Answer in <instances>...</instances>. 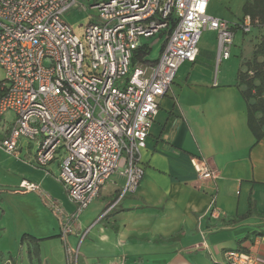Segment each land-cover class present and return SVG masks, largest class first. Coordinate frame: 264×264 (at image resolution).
Returning a JSON list of instances; mask_svg holds the SVG:
<instances>
[{
    "label": "crops",
    "instance_id": "crops-1",
    "mask_svg": "<svg viewBox=\"0 0 264 264\" xmlns=\"http://www.w3.org/2000/svg\"><path fill=\"white\" fill-rule=\"evenodd\" d=\"M203 33L195 60L179 66L158 101L136 188L124 193V174H112L66 241L53 205L65 214L74 206L57 180L58 162L37 168L35 148L23 139L15 156L0 151L13 158L7 172L21 169L12 178L3 171L0 185L1 230L16 246L14 264H64L65 247L78 245L77 264H222L228 250L251 253L264 264V138L255 144L237 87L243 48L238 66L230 55L218 69L216 35ZM13 121L10 112L0 118V138ZM194 159H202L214 178L198 181ZM22 181L39 191L20 190ZM45 181L58 186L57 198ZM211 205L221 213L217 220L207 214ZM23 235L38 240L37 254H28Z\"/></svg>",
    "mask_w": 264,
    "mask_h": 264
},
{
    "label": "built area",
    "instance_id": "built-area-1",
    "mask_svg": "<svg viewBox=\"0 0 264 264\" xmlns=\"http://www.w3.org/2000/svg\"><path fill=\"white\" fill-rule=\"evenodd\" d=\"M209 1L93 0L94 15L78 37L61 17L74 8L87 12L80 0H0V118L14 115L0 150L15 156L23 139L35 146L37 168L58 162L57 180L74 206L65 214L53 205L63 241L112 174H124V193L136 188L158 101L179 66L195 60L202 33H215L219 66L237 31L254 29L249 17L236 25L211 17ZM156 36H165L158 58L136 56L142 39ZM193 164L198 181L214 178L202 159ZM19 188L39 191L26 181ZM207 214L221 217L215 205ZM78 248L65 247L66 264H77ZM222 264L261 263L228 250Z\"/></svg>",
    "mask_w": 264,
    "mask_h": 264
},
{
    "label": "rangeland",
    "instance_id": "rangeland-1",
    "mask_svg": "<svg viewBox=\"0 0 264 264\" xmlns=\"http://www.w3.org/2000/svg\"><path fill=\"white\" fill-rule=\"evenodd\" d=\"M92 2L93 0H90L89 2H84V1L81 2L88 8L87 12L81 10L80 8H74L61 17V20L67 23L69 27L72 29V31L78 37H81L83 28L87 25L90 18L94 15V11L89 9V5ZM243 3H244V0H210L208 3L207 13L213 18L223 20L231 25H236L240 22L239 20L241 18V7ZM206 33H209V31H204L203 35ZM258 34L259 33H255V32L253 33V31L250 34H243L240 30L237 31L235 35V39H234V46L232 47V51H231L232 52L231 59L237 63V66L239 65L241 61L240 54L242 52V48H243V53H244L242 54V56L248 57L257 47L260 41ZM207 35H210V34H207ZM164 39H165V36H162V37L156 36L154 38L142 39L143 45L147 46L146 47L147 49L150 48L149 52L145 56V60L154 61L157 59L161 45L164 42ZM243 43L245 44L243 45L244 47H242ZM220 66L221 65L218 66V69L220 68ZM34 148L35 146L33 145V149ZM2 152L3 151H1V153ZM12 160L13 158H8L6 155H2V156L0 155V185L1 186L5 184L4 183L5 181H3V178H4L3 177L4 174H2L3 171H5L6 176L8 178H12L13 175L18 176L19 174H21L20 168H18L17 169L18 172H15V173L12 170H10L9 172L6 171L8 167L11 166V162H13ZM46 174L49 175V173H46ZM26 180H29V179H26ZM44 183L47 186V189L50 190V193L55 195L54 197L57 198L58 196L57 190H59L58 186H56V184H51V183L49 184L46 181ZM57 184L59 185V183ZM41 190L43 191L42 188ZM61 202H62V199L60 200L59 204ZM1 226L2 224L0 221V264H2L5 260L7 261L9 257H11L12 261H15L14 258L12 257L13 255H11L10 252L12 253L15 252V248H16L14 244H13L14 246L12 245V239L9 240L8 236L2 232ZM64 264H66L65 261H64Z\"/></svg>",
    "mask_w": 264,
    "mask_h": 264
},
{
    "label": "trees",
    "instance_id": "trees-1",
    "mask_svg": "<svg viewBox=\"0 0 264 264\" xmlns=\"http://www.w3.org/2000/svg\"><path fill=\"white\" fill-rule=\"evenodd\" d=\"M249 17L253 23V33H259V43L250 56L241 61V69L237 72V87L246 105L247 127L254 137L255 144L264 138V0H244L241 7L240 22ZM172 25L169 27V31ZM168 31V32H169ZM165 42V41H164ZM161 45V49L164 45ZM143 45L136 51V56L145 60L150 48ZM148 61V60H146ZM246 216L252 213V203ZM21 243H28L27 252L37 254L38 240L23 235ZM2 264H14L11 257Z\"/></svg>",
    "mask_w": 264,
    "mask_h": 264
}]
</instances>
